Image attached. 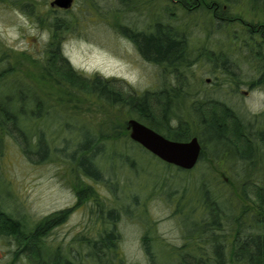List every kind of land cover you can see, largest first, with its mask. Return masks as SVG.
I'll return each instance as SVG.
<instances>
[{
    "label": "rangeland",
    "instance_id": "rangeland-1",
    "mask_svg": "<svg viewBox=\"0 0 264 264\" xmlns=\"http://www.w3.org/2000/svg\"><path fill=\"white\" fill-rule=\"evenodd\" d=\"M51 1L16 0L14 3L0 1V46L5 49L6 53L8 52L7 57L13 58L11 62L8 59L1 63L0 67L13 66L15 69L14 73H7V78L13 76L12 80L20 77L21 80L25 79L23 77L24 68L22 67L20 71L17 68V58L23 57V62H25L24 59L29 55L40 57L45 54L44 49L52 41V32L48 25L54 20V17L61 15L68 18L69 28L58 33L56 41L60 47V53L67 59L70 67L79 77H82L81 80H84L83 78L91 80L96 75L100 79H108L114 90L121 94V98L130 94L140 95L146 91L160 90L163 82L167 86L175 88L170 83L172 77L168 70L163 65H157L143 58L132 40L123 33L125 30L134 29L135 31L148 28L151 30L156 21L175 27L180 35L186 37L189 53L186 58L190 65L189 69L185 68L183 72L187 82L184 87H191L193 90L190 83L196 82L194 78L200 77L202 80L211 78L213 81L215 79L207 60L198 62L194 58L200 47L213 52L224 51L228 61L237 63L235 71L243 79L255 76L253 67L242 60V57L244 58L246 55V49L242 47L243 37L247 34L244 26L238 21L216 24L205 8L200 7L191 13H185L169 0H151L150 3L149 0H138L136 7H132L131 4L128 10L113 15L109 13L113 10L112 8L118 7L122 10V6L120 4L114 6L107 0H98L93 6L86 4L85 0H73L69 11L51 7ZM210 1L204 0L205 3ZM218 2L221 6H225V15L234 16L243 22L252 24L264 22L259 5L254 4L251 0H227L226 2L218 0ZM167 8L168 10H165ZM140 41L142 45L147 44L142 39ZM238 58L241 60L238 61ZM222 75L221 72L217 73L219 77ZM26 80L32 81L29 77ZM214 82L211 83L214 84ZM7 83L5 92L10 91L11 93L15 91L14 88L17 89L20 85L24 88L22 83L18 87ZM206 87L202 90L203 94L217 97L219 101L232 108L243 119L250 117L252 112L258 113L264 108V98L260 96L259 92H251L248 97H245L241 91L238 92V95L228 93L227 86L223 84H218L214 91H212L211 85L208 84ZM241 88L247 87L241 85ZM86 91L84 93L82 89L75 90L80 100L73 97L74 95L70 97L64 95L63 99L58 100L65 107L72 106L75 111H80L76 114L79 115L82 112V116L66 119L63 106L57 107L47 111L42 126L55 127L59 121H68L66 123L71 124L70 139L72 143H79L89 139V136L86 135L88 130L89 133L94 132L93 130L95 128L97 130L99 126L106 131L113 130L116 127L111 128L112 124L119 125L122 120L129 119L124 114L126 108L123 107L120 100L111 102L112 104L107 106L104 99L97 96V92H92L91 87ZM39 92L42 95V91L39 90ZM85 94L91 98L86 97ZM185 103L184 100L177 102L176 111L184 110ZM150 110L155 116L154 106H151ZM222 114L224 112L221 110L216 115L214 114L213 122L210 124H224V130L228 132L227 135L233 136L230 122L226 121ZM73 115L74 113H71V116ZM113 115L118 118L117 122L111 119ZM191 115L188 113V116ZM189 122L192 125V121L189 120ZM112 130L109 135H113ZM197 131L200 132L198 129ZM67 132L65 131V134ZM206 137L207 141L210 135ZM16 141L15 138L7 135L2 138L0 143L1 204L8 208L7 210L11 211L13 216H25L24 221L27 224H33L34 220H39L51 212L73 206L75 197L70 189L73 180V177L70 176V168L58 159L55 161L50 158L42 162H34V156L29 157L24 154ZM58 143L56 146L61 147ZM206 145V158L190 170H178L151 156L149 152L133 143L128 144V147L119 144L113 148L110 145L107 146L106 149H114L117 154L120 152L132 156L136 162V167L134 166L133 169L123 166L117 176L121 182L118 194L121 198L119 204H123L122 209L129 203V194L135 193L138 196L137 206L133 208L135 210L133 216L129 219L122 214L119 217L116 226L118 259H115L117 262L113 261L111 264H146L141 244V237L145 230V227L140 225L143 220L148 227V234L149 221H151L150 234L157 238V241L153 243L156 258L161 263H167L171 258L167 250L181 244L183 233L176 220L169 218L172 209L165 199V189L168 188V185L177 190L184 188L186 196L194 200L200 198L198 186L205 181L206 188L212 191L211 194L215 195L218 201L222 200L219 203L221 207H224L223 200L227 198L237 202L240 206H253L257 197L256 192L253 191L255 183L246 186L245 190L248 193L246 200L241 196L242 186L245 183V178L251 179V182L257 181L264 186L262 165L256 164L257 167H253L249 166V163L237 162V160L233 161L234 164H227L224 159L207 158L208 154L212 153L210 149L212 151L219 150L221 146L215 142H207ZM237 146L241 148L244 144L241 142ZM258 157L259 154L255 153V158L258 159ZM260 159L259 161H262L264 165V154ZM121 161L120 157L112 158L113 163L119 164ZM258 168L260 169L257 173L259 177L257 174L255 175ZM247 173L252 175L248 177ZM163 184H165V189L162 188ZM151 188L155 191L151 192ZM234 208L235 206H233ZM88 219V209L78 207L49 231L44 242L52 245L65 244L80 233L90 238L97 237L96 234L101 231L98 230L100 226L90 227L91 223L89 224ZM72 249L75 254L80 252V255H77V264L91 263L86 260L84 252H81L78 244H72ZM15 250L14 239L0 236V264L13 262ZM15 264L31 263L23 256H19L16 258Z\"/></svg>",
    "mask_w": 264,
    "mask_h": 264
},
{
    "label": "trees",
    "instance_id": "trees-1",
    "mask_svg": "<svg viewBox=\"0 0 264 264\" xmlns=\"http://www.w3.org/2000/svg\"><path fill=\"white\" fill-rule=\"evenodd\" d=\"M0 1L14 3L16 0ZM96 1L98 0H85V3L93 6ZM107 1L114 6L116 4L122 6V10L118 7L112 8L113 10L109 13L113 15H118L121 11L128 10L131 4L133 5L132 7H136L138 3V0ZM169 1L179 6L185 13H191L198 8V3H201V6L205 5L203 4L204 0ZM211 1L219 4V9L215 13L222 14V20L219 17L215 18L217 24L220 22H232L231 19L238 20L234 16L225 15L218 0ZM223 1L226 2L227 0ZM210 2H206V4L209 5ZM253 3L259 5L264 17V1L253 0ZM203 8L211 14L209 6ZM165 10H168V8ZM68 21L67 17L61 15L54 17V20L49 23L48 27L52 32V41L44 49L45 54L40 57L29 55L24 59L26 63L23 62V57L17 58L19 71L22 67L24 68V80H21V77L12 80L11 77L13 76L7 78V73L12 74L15 71L13 66H8V68L0 67V143L3 137L9 135V137L17 140L16 142L21 146L24 154L29 157L31 155L34 156V162H42L50 158L64 162L70 168V176L74 179V189L79 191L78 200L80 203L90 198L97 202V208L93 213L102 221V226L98 229L101 231L96 234L97 237L95 238H90L80 233L73 236L70 242L65 244H46L44 239L49 231L61 223L63 217L67 214L64 216L58 210L45 215L39 220H34L33 224H27L24 221L25 216H13L10 213L11 211L9 212L8 208L1 204L2 200L0 199V236L11 237L14 239V245L16 246L14 261L7 264H15V260L19 256H23L31 264H77V255H80V252L74 253L72 249V244L74 243L78 244L81 252H84L82 253L85 255L86 260L91 262L90 264H111L113 261L117 262L115 260L118 259L116 226L122 214L129 217V219L133 216L135 212L133 208L137 206L138 196L135 193L129 194V203L122 209L123 204H119L121 198L118 194L117 184H112L110 188L115 197V200H113L108 193L103 196H96L94 192L92 197L94 190L86 181L92 178L104 183L106 179L111 177L117 178V182L120 184L121 182L117 177L119 171H121L123 166L127 167V169H133L134 166L136 167V162L132 156L130 157L120 152L117 154L111 148L116 144L128 147V144L132 143L140 148L142 147L130 140L127 120H122L119 125H111V128L114 126L117 129L106 131L99 126L97 130H95L96 128L93 130L94 132L89 133L88 130L86 135L89 136V139L86 142L82 141L79 143H72L69 136L71 124L68 125L66 123L68 121H59L55 124V127H43L42 123L49 109L63 106L66 119L82 116V112L79 115L76 114L80 111H75L74 107L69 106L68 108V105L65 107L61 102H58L59 99L72 95L80 100L75 92L77 89H82L86 93V90L91 87L92 92H97V96L99 95L100 98L104 99L107 106H110L111 102L120 100L123 107L126 108L125 115L142 122L167 138L184 141L191 135H195L202 139L206 149L207 142L217 143L221 148L213 151L210 149L212 152L211 155L208 154L210 158L215 157L214 159L217 158L216 160L224 159L227 164H234V160H237V162L243 161L249 163V166L255 167L257 164L258 166L262 165L264 168L263 162L259 161L261 160V155L264 154V129L258 128V116L257 120L251 118L247 122H238L237 126L233 122L234 120L232 121L227 116L228 112L221 110L225 114L222 115L226 118V121L230 122L231 131L235 137V142L233 141L234 144L231 145H228L229 140L224 136L228 133L224 130L225 126H217L218 128L214 130L202 123L203 126L200 132L193 126L195 119L193 116H188V113H190L189 109L192 110L194 108L193 97H185L184 101H187V105H185V112H179L178 114L180 123L174 129L176 131L169 129L165 126L166 124H161L160 119L163 117H165V123L168 122L169 118L173 117L174 105L176 106L177 102H181L179 99H183L179 95L183 93L189 94L193 91L190 87H185L187 90L183 91V87L187 83L183 72L190 65L186 58L189 53L185 35H180L175 27L156 21L151 30L148 28L142 31H135L134 29L125 30V32L127 31L126 33L123 32L132 40L143 58L157 65H163L168 70L172 77L170 83L175 88L169 87L163 82L160 90L146 91L140 95L130 94L121 98V94L114 90L108 79L103 80L96 75L91 80L85 78L81 80L82 77H79L74 72L67 59L60 53L56 38L58 33L64 32L69 28ZM240 21L242 22V20ZM139 38L146 41L147 44L142 45ZM198 50L199 52L194 57L195 60H198V62L207 60L209 66L211 64V73L214 76L221 72L223 74L222 77L231 78L232 82L240 77L235 71L237 63L228 61L224 51L213 52L203 47ZM7 53L0 46V64L8 59L11 62L13 59L12 57H7ZM237 60L240 61L241 59L238 58ZM27 77L31 78L32 81H27ZM194 79L196 83L203 82L200 77ZM7 82L15 87L22 83L24 88L20 85L17 89L14 88L15 91L11 93L10 91L5 92ZM193 83H190L192 87H194ZM39 90L42 91V95H40ZM153 94H159V96H153ZM85 96L89 97L86 94ZM79 97L83 99L82 96L79 95ZM162 101L166 102V107ZM172 102H174V105ZM151 106H154L155 116L151 113ZM71 113H74V115L71 116ZM164 114L165 116H163ZM111 119L118 121V118L114 117V115ZM189 120L192 121V125ZM254 125L256 129H252ZM111 130L113 135H109ZM65 131L68 132L65 134ZM207 135H210V137L206 141ZM241 142L244 146L239 148L237 145L241 144ZM57 143L61 147H57ZM108 145H110V149H106ZM142 149L145 150L144 148ZM255 153L259 154L258 159L255 158ZM205 154L206 151H204L202 158L200 156L198 162L205 158ZM107 156L109 157L106 158ZM115 157H120L121 163H113L112 158ZM176 169L181 170L180 168ZM259 170L258 168L255 175ZM246 175L249 177L252 174L247 173ZM263 176L264 174H262ZM244 180L241 196L245 200L248 199V193L245 190L246 186L248 184L251 186V183H255L253 184L255 186L253 191L254 193L256 192L257 197L253 206H240L237 202L227 198L223 200L225 203L224 207H221L219 203L222 200L218 201L216 196L211 194L212 191L206 188L205 181L198 186L202 200L200 198H195L194 200L188 198L184 193V188L177 190L168 185V188L165 189V184H163L162 188L166 192V203L172 209L169 218L176 220L179 227L182 228V241L180 245L173 246V248L167 250L171 258L167 263H161L156 258V253L153 249V243L157 241V238L150 234L151 221H149V234L144 220L141 221V227H145L141 237V244L146 264H264V186L257 181L251 182L249 178ZM151 189V192L155 191V189ZM83 192L86 195L90 194L86 197ZM125 196H127L126 193ZM233 206H235L234 209Z\"/></svg>",
    "mask_w": 264,
    "mask_h": 264
},
{
    "label": "flooded vegetation",
    "instance_id": "flooded-vegetation-1",
    "mask_svg": "<svg viewBox=\"0 0 264 264\" xmlns=\"http://www.w3.org/2000/svg\"><path fill=\"white\" fill-rule=\"evenodd\" d=\"M175 1V0H173ZM251 2H253V0H251ZM201 3H198V8H200ZM203 4H205L206 6H209V9L211 10V16L213 17V19L215 20V18L222 17V14H217L215 13L216 10L219 9V4L215 1H211L209 3V5H207L206 3L203 2ZM205 5H202L201 7H206ZM225 6H222V9L224 10ZM223 18H221L222 20ZM238 19V18H236ZM241 19L238 20H233L231 19V21H238L240 22L244 28L246 29V36L243 37V45L242 47H244L246 49V55L244 56V58H242V60H244L245 63H247L248 65H250L251 67H253L254 71V75L253 77H245L244 79L242 77H237L238 79L232 82L231 78H226V77H219V76H214V81L211 78H205L203 80V82H194V91L193 93H189V94H181L179 96H182L183 99H179V101H183L185 100V97L187 96L188 98L193 97L194 98V111L193 109H189L190 113L192 114L191 116H193L194 120V124L193 126L195 128H197L199 131L201 129V127L203 126L202 123L206 124L207 127L213 128L214 130H216L218 127L217 126H221L223 127L224 124H210L211 122H213V115L216 113H218L219 110H224L227 113V116L230 117V119L238 126V122H247L248 119H253V120H257V116L259 117V127L258 128H262L264 129V108L262 111L258 112V113H253L250 117H247L246 119H243L242 117H240L238 114H236L232 108H230L229 106H227L225 103H223L222 101H219V99H217V97L211 96L210 95H205L202 93V90L206 89V85H211V89L212 91L216 90V86L218 84H223L227 86V92L230 94H234V95H238V92L241 91V93L245 96L248 97L249 94L251 92H259L260 96H262L264 98V22L259 23V24H252L249 22H241ZM217 24V23H216ZM215 52V51H214ZM223 52V51H222ZM244 54V53H243ZM248 58V59H247ZM202 59V58H200ZM201 62V61H200ZM224 63V62H222ZM221 63V64H222ZM211 66V64H210ZM201 81V80H199ZM211 82H214V84H212ZM241 85H245L247 88L243 89L241 88ZM191 88V87H190ZM184 90H187L185 87H183ZM218 95V94H217ZM153 96H159V94H153ZM178 97V96H177ZM164 106L166 107V102L162 101ZM185 105H187V101H185ZM174 102H172L173 104ZM174 105V104H173ZM175 107V105H174ZM196 111V114H195ZM179 112L184 113V110L181 111H176V109H174L172 115L173 117L168 119V122L165 123V117H163L162 119H160L161 124H166L165 126H167L169 129L176 131L174 129H176L180 123V120L178 118V114ZM212 114V115H211ZM165 116V114L163 115ZM198 118H197V117ZM182 122H184V120H182ZM262 126V127H261ZM255 128L256 126H252V129ZM128 129V128H127ZM255 131V130H253ZM129 135V132H128ZM228 140L229 143L228 145L234 144V139L232 138L233 136L230 135H224ZM165 137V136H164ZM192 137H197L200 145H201V158L202 155L204 154L205 151V146L202 142V139L198 136L195 135H191L190 137L186 138L184 141H188L190 140ZM167 138V137H166ZM170 139V138H168ZM171 140H175L178 141L176 139H171ZM234 141V142H233ZM249 142V141H248ZM157 158V157H156ZM204 158V157H203ZM206 158V157H205ZM210 158V157H207ZM212 159V158H211ZM177 168V167H176ZM110 180V182H109ZM106 182L102 183L97 181V179H92L89 178L86 182L88 183L89 186H91L93 188V192H92V197L94 196V192L95 195L97 196H103L104 194L108 193L110 198H112L113 200H115L114 195H113V191L110 189L112 184L116 185L117 184V190H119V183L117 182V178H109L105 180ZM74 184V179L71 182V191L74 194L75 197V202L73 204V206H70V208H66L64 210H60V213H62L65 217H63V220L66 219L68 217V215L72 212H74L78 207H86L88 209L89 212V224L91 223V226H96V227H101L102 226V221L96 217L95 213H93L95 211V209L97 208L96 205V201L93 200V198L87 199L85 202L80 203V201L78 200V196H79V191L76 189H74L73 187ZM116 190V191H117ZM112 191V192H111ZM85 192V191H84ZM83 192L84 196H89L90 193H88L86 195V193ZM58 211V210H57ZM99 227V228H100ZM98 228V229H99Z\"/></svg>",
    "mask_w": 264,
    "mask_h": 264
},
{
    "label": "water",
    "instance_id": "water-1",
    "mask_svg": "<svg viewBox=\"0 0 264 264\" xmlns=\"http://www.w3.org/2000/svg\"><path fill=\"white\" fill-rule=\"evenodd\" d=\"M73 0H53L50 6L69 9ZM129 138L139 144L163 162L181 169H192L201 153V146L197 137L188 141L168 139L142 122L130 118L127 120Z\"/></svg>",
    "mask_w": 264,
    "mask_h": 264
}]
</instances>
